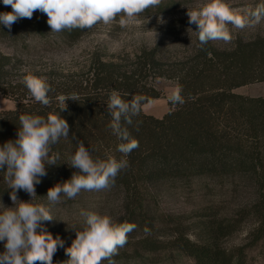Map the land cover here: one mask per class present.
Instances as JSON below:
<instances>
[{
	"label": "trees",
	"instance_id": "obj_1",
	"mask_svg": "<svg viewBox=\"0 0 264 264\" xmlns=\"http://www.w3.org/2000/svg\"><path fill=\"white\" fill-rule=\"evenodd\" d=\"M180 1L188 0H161L158 6L146 11L163 13ZM10 11L11 7L0 0V12ZM88 30L51 32L47 16L39 11L31 19L18 20L11 30L0 25V45L14 52L6 53L0 48V93L16 102L15 109L0 110V146L17 138L20 115L47 117L51 112L59 113L60 95L78 97L77 101L67 100V110L60 113L70 126L69 138H61L52 146L53 152L60 153V159L57 165L46 166L47 174L36 185L37 200L47 196L49 188L79 171L66 163L77 148V141L71 138L73 134L84 142L94 159H106L108 155L122 158L116 151L120 141L108 128L112 117L106 103L113 91L124 99L142 95L146 100L140 115L134 118L142 123L138 131L134 126L129 128L139 147L126 157L129 167L119 173L112 187L120 188L127 200L135 197L141 202L145 191L163 185L190 188L202 177L220 183L249 181L259 194L251 207L257 222L253 241L263 240L264 96L244 95L235 89L264 81V36L239 40L232 49H219L210 42L203 49L198 47L190 61L169 77L176 78L182 86L185 102L174 104L161 118L143 111L146 103L160 97V92L141 78L143 72L158 64L149 55L144 61L137 60L136 69L131 72L122 64L99 56L86 76L63 79L65 75L53 78L49 74L45 79L52 89L48 93L51 103L44 106L36 102L23 83L25 75H20L23 54H29L38 42L50 41V37L75 42ZM4 175L0 171V197L10 196L11 191ZM21 194L29 195L22 190L17 192ZM231 221L224 218L217 224L209 221L202 225L208 236L200 241L178 235L171 249L186 255L189 264H247L246 249L251 245L227 251L219 242L221 236L233 231ZM149 225L152 227V223ZM143 248L149 252L160 249L155 243Z\"/></svg>",
	"mask_w": 264,
	"mask_h": 264
},
{
	"label": "rangeland",
	"instance_id": "obj_2",
	"mask_svg": "<svg viewBox=\"0 0 264 264\" xmlns=\"http://www.w3.org/2000/svg\"><path fill=\"white\" fill-rule=\"evenodd\" d=\"M204 3L206 0L180 1L163 13L145 11L137 23L124 28L119 26L118 19L109 25L97 24L75 42H61L54 37H50L51 42H36L29 54H23L20 75L45 78L51 74L53 78H62V75H65L63 79L79 78L87 75L94 59L99 56L105 61L118 62L131 72L136 69L137 60L144 61L149 55L158 64L143 72L141 78L148 86L153 85L160 92V97L146 103L143 111L161 118L174 108L170 96L178 81L174 77L169 78L170 75H174L175 69L183 63L189 62L199 47L197 35L193 32L197 28L195 24L188 23L187 11ZM227 3L234 9H244L254 8L264 0H227ZM231 35L230 42L216 40L210 43L219 49H232L239 40L249 41L264 36V20L254 27L232 28ZM0 48L6 53H14L7 46L0 45ZM160 73L165 76H157ZM235 92L264 96V81L240 86ZM0 97H3L1 93ZM15 106V101L3 97L0 110H13ZM258 196L257 189L249 181L220 183L216 179L202 177L190 188L163 185L145 191L141 202L135 197L127 200L120 188L110 187L100 191H81L75 199L62 197L58 204H50L46 196L38 200L35 197L33 203L42 201L41 204L50 209L53 220L43 222L44 229L64 242V247H58L53 256V264H64L68 259L65 249L75 239V230L84 226L85 218L80 215L81 211L108 214L118 222L137 225L129 233L127 244L113 258L116 264H189L186 255L171 249L174 239L180 235L200 241L208 236L202 225L209 221L217 224L224 218L232 220L233 231L221 236V246L227 251H235L251 245L246 249L247 264H264V239L253 241L257 222L251 207ZM17 197L25 202L31 199L30 195L24 194ZM3 205L14 206L10 196L0 197V211H3ZM145 228L149 231L145 232ZM145 240L147 242L143 243ZM148 243H155L160 249L149 252L143 248ZM3 251V242H0V252Z\"/></svg>",
	"mask_w": 264,
	"mask_h": 264
},
{
	"label": "clouds",
	"instance_id": "obj_3",
	"mask_svg": "<svg viewBox=\"0 0 264 264\" xmlns=\"http://www.w3.org/2000/svg\"><path fill=\"white\" fill-rule=\"evenodd\" d=\"M4 6L12 11L0 12V25L11 30L20 19H31L37 11L47 16L51 32L72 29H91L97 24L109 25L117 21L124 28L138 22L141 13L156 7L161 0H2ZM188 23L195 24L199 47L203 49L210 41L230 42L231 30L254 27L264 20V3L254 8L234 9L227 0H206L193 10H188ZM161 22H163L161 18ZM231 26V27H230ZM23 83L34 100L44 106L51 101L48 93L52 90L43 77L32 74L23 78ZM182 86L177 85L170 96L173 104L182 105ZM77 101L75 94L60 95L59 113L51 112L47 117L22 114L20 127L15 140H8L0 146V171H4V181L8 185L13 207L0 211V242L4 251L0 252V264H53V256L58 247H64L59 237L46 231L43 222L52 221L50 209L43 204L33 203L36 185L47 174L46 166L57 165L59 152L52 146L61 138L68 139L70 126L60 113L67 110V100ZM146 98L131 95L124 99L118 91L110 93L107 111L112 117L108 128L120 141L116 151L122 154L117 159L108 155L106 159L93 158L82 140L74 134L77 141L74 154L66 162L78 169L70 179L57 183L48 189L47 200L58 204L62 197L75 199L81 191H100L115 184L116 177L129 167L126 157L139 147V141L132 135L130 127L139 130L142 121L134 120L142 111ZM25 191L31 197L21 201L18 191ZM84 226L75 230V239L65 249L68 259L64 264H116L113 259L128 242V235L137 225L127 221L118 222L108 214L81 211ZM149 230L145 228V232Z\"/></svg>",
	"mask_w": 264,
	"mask_h": 264
},
{
	"label": "crops",
	"instance_id": "obj_4",
	"mask_svg": "<svg viewBox=\"0 0 264 264\" xmlns=\"http://www.w3.org/2000/svg\"><path fill=\"white\" fill-rule=\"evenodd\" d=\"M3 102V97H0V103H2Z\"/></svg>",
	"mask_w": 264,
	"mask_h": 264
}]
</instances>
